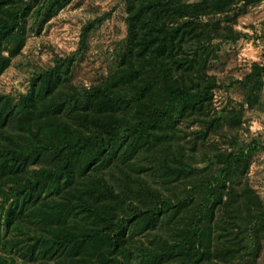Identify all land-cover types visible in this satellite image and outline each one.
I'll list each match as a JSON object with an SVG mask.
<instances>
[{"label": "trees", "instance_id": "obj_1", "mask_svg": "<svg viewBox=\"0 0 264 264\" xmlns=\"http://www.w3.org/2000/svg\"><path fill=\"white\" fill-rule=\"evenodd\" d=\"M47 1L44 21L72 0H0V75ZM234 2L124 0L125 44L106 78L73 84L75 57L66 55L36 71L18 97L0 93L2 237L10 228L27 234L28 253L54 264L256 262L262 203L233 189L223 202L222 192L264 145L217 156V173L198 184L200 159L182 143L192 135L194 151L214 132L207 69L218 57L214 41L239 35L230 26ZM223 206L231 218L216 217Z\"/></svg>", "mask_w": 264, "mask_h": 264}, {"label": "rangeland", "instance_id": "obj_2", "mask_svg": "<svg viewBox=\"0 0 264 264\" xmlns=\"http://www.w3.org/2000/svg\"><path fill=\"white\" fill-rule=\"evenodd\" d=\"M235 1L230 13L235 21L229 24L239 35L232 40L214 41L212 50L218 57L207 69L216 83L208 113V118L214 115L216 119L214 132L204 142L198 141L194 151L192 135L182 141L187 151L200 159L197 166L202 171L196 175L198 184L207 179L204 177L217 173L222 165L217 156L244 150L254 141L264 145V0L248 4L243 0ZM47 3L43 4L38 16L34 17L38 13L35 12L29 18L24 46L0 75V93L18 97L27 90L29 79L36 71L51 67L56 58L66 55L75 57L70 75L71 82L78 86L95 84L117 68V57L124 48L127 32L124 0H72L44 21L40 14ZM37 8L38 5L34 10ZM94 23L99 25L84 33L85 27ZM248 75L258 79L250 99L244 84ZM249 82L251 85L254 80ZM195 129L197 124L194 123L188 128ZM148 178L153 185V179ZM232 189L241 199L247 197V190L251 191L264 209V148L249 155L246 168L240 170L236 183L226 182L223 202L227 201ZM220 215L227 219L233 213L224 207L216 217ZM2 235L3 231L0 237ZM27 241V234L10 228L0 240V264H54V260L37 252L31 256L28 251L32 242L28 244ZM254 264H264V239Z\"/></svg>", "mask_w": 264, "mask_h": 264}]
</instances>
